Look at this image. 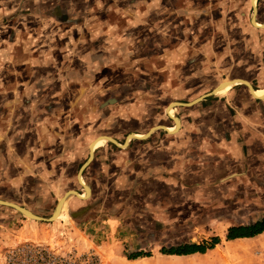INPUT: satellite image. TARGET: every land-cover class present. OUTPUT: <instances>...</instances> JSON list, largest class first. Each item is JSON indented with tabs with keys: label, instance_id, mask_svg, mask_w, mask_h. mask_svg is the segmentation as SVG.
<instances>
[{
	"label": "rangeland",
	"instance_id": "374dc122",
	"mask_svg": "<svg viewBox=\"0 0 264 264\" xmlns=\"http://www.w3.org/2000/svg\"><path fill=\"white\" fill-rule=\"evenodd\" d=\"M73 1L77 11L98 13L101 19L104 16L111 30L89 37V45L85 37L74 35L67 51L56 53L58 68H40L38 76L42 82L51 81L47 82L48 87L58 108V115L52 118L61 120L58 122L67 119L68 109L70 112L72 107H84L89 112L84 124L94 129L96 116L109 112L112 97L121 98V104L130 91L158 94L168 74L191 77V84L200 87L198 91L235 77L247 79L255 89L264 86V29L250 23L251 0ZM256 6L255 21L264 23V0H257ZM82 77L84 84L80 82ZM238 87L249 90L243 84ZM88 92L90 98L85 100ZM167 103L160 100L162 108ZM128 111L129 108H121L124 118L118 121L119 129H126V133L134 125V119L127 118ZM24 120L29 121L26 117ZM15 122L20 123L21 119ZM92 131L95 132L90 133V138L97 134L96 129ZM65 134L44 130L40 136L36 133L33 141L32 137L19 138L17 132H11L15 136L5 148L8 142L2 140L0 133V199L48 218L67 190L84 193L77 171L88 156L87 144L77 146L82 137L73 142ZM126 136L124 133L121 140ZM105 176L91 161L83 171V179L89 186L94 185V194L85 199L69 197L65 217H59L57 223L36 222L0 205V249L18 241L52 242L54 233L63 229L64 247L93 245L110 264H264V235L233 241L224 238L230 225L249 224L264 217V175L260 180L253 175L244 181L235 178L229 188L220 181L221 190L209 180L201 189L185 183L186 188L162 189L160 185L150 187L154 193L150 195L135 193L129 175H122L121 180ZM91 204L93 209L88 216H92V224L70 223L75 219L68 212ZM110 230L115 238H104L102 232ZM214 234L220 235L221 242L204 254L160 253L163 246L201 242ZM135 249L150 256L127 263L124 254Z\"/></svg>",
	"mask_w": 264,
	"mask_h": 264
},
{
	"label": "crops",
	"instance_id": "0c3cea01",
	"mask_svg": "<svg viewBox=\"0 0 264 264\" xmlns=\"http://www.w3.org/2000/svg\"><path fill=\"white\" fill-rule=\"evenodd\" d=\"M251 3L253 6V0ZM74 4L73 0H0V133L2 140L8 142L5 148L11 143V137L15 136L11 135V132H17L19 138L26 135L30 140L32 137L34 141L36 133L40 136V133L46 130L49 133L65 131L66 138L69 137L67 140L72 139L73 142L79 141L77 139L82 137L77 146H82L83 142L87 144L89 152L90 143L98 135L106 134L118 143H123L124 140L121 139L124 133L142 135L154 126L163 125L167 130L157 128L145 139L132 138L123 148L106 142L107 140L98 142V139V144H102L95 146L92 164H98L99 172L113 180H121L122 175L124 177L125 174L129 175L134 182V192L142 191L146 195L153 193L151 188L160 185L162 189L170 186L186 188L185 184L201 189L205 186L203 183L209 180L215 181V188L221 190L222 183L229 188L235 178L244 181L245 177L249 179L253 175L257 180L262 179L264 96L261 99H254L251 91L246 92L242 87H238L239 84L227 88L218 95L206 96L191 106L173 108V114L175 113L179 119V126H175L174 121L167 115L169 108L172 107L168 108L166 105L162 108L160 100H167V104L172 101L189 102L209 92L215 85L205 91L204 89L198 91L200 87L191 84L193 81L191 77L182 78L168 74L161 82L158 94L156 91L152 94L147 91L144 93L146 96L141 91H130L121 104L119 103L121 98L117 100L112 97L111 101L114 102H108L111 103L108 105L109 112L106 115L103 113V117L96 116L98 123L94 129L97 130V134L92 138L90 133L95 131L90 129V125L84 124V118L89 116L88 110L84 107L80 109L72 107L70 112L68 109L67 119L65 118L63 122L53 119L52 117L58 115L57 100L53 99L50 86L48 87L47 82L51 81L42 82L39 78L40 68L43 65L49 67L51 71L55 66L58 68L56 53L67 51V47L73 42L71 39L75 38L74 35L85 37L86 44L89 45V37L105 35L108 33L106 29L111 30L104 16H101V19L98 13L84 14L77 11ZM255 4L257 5V0ZM48 73L49 77H52V73ZM83 78L85 77H82L80 82L84 84ZM231 79H222L218 83ZM68 82L73 84L75 80ZM187 85H190V88ZM178 88L180 90L177 91ZM253 88L255 90V87ZM89 93L86 94L85 100L90 98ZM188 96H192L191 100L186 98ZM135 97L137 99L133 101ZM121 108H129L127 118L134 119V125L127 133L126 129H119L121 125L118 121L124 118L120 113ZM25 117L29 119L28 122L26 120L22 122V118ZM42 118L45 119V123H42ZM51 118L52 122L48 123ZM17 119H21V122H15ZM107 120L113 123H107ZM172 128L176 129L168 130ZM31 133H34L33 136ZM52 136L57 140V136ZM90 189L93 195L94 185H90ZM41 190L45 189L42 187ZM92 207V204L74 207L70 212L78 210L82 212L71 216L75 221L71 220L70 223L92 224L93 218L88 216ZM57 222L58 218L54 223ZM102 235L104 238L108 235L115 238L111 230L103 231ZM258 235L262 236L264 232ZM214 236L219 237L221 242L219 234H214L210 238ZM210 238L204 241H209ZM249 238L253 237L233 240ZM225 240L233 241L226 238ZM137 252L140 250L135 249L131 254ZM131 254H124L127 263L140 258L129 259Z\"/></svg>",
	"mask_w": 264,
	"mask_h": 264
},
{
	"label": "built area",
	"instance_id": "2783aa9c",
	"mask_svg": "<svg viewBox=\"0 0 264 264\" xmlns=\"http://www.w3.org/2000/svg\"><path fill=\"white\" fill-rule=\"evenodd\" d=\"M66 232L59 229L52 242L27 240L0 249V264H110L93 245L64 247Z\"/></svg>",
	"mask_w": 264,
	"mask_h": 264
},
{
	"label": "water",
	"instance_id": "95a60500",
	"mask_svg": "<svg viewBox=\"0 0 264 264\" xmlns=\"http://www.w3.org/2000/svg\"><path fill=\"white\" fill-rule=\"evenodd\" d=\"M256 15H257V7L253 6L252 7V15H251V19H250V23H251L252 26H255V24H256V21H255ZM261 27H264V23H262ZM263 57H264V54H263ZM234 81H240L239 83H242L250 91H253V86L247 79H244V78L240 79L238 77H235V78H232L229 81L220 82V83L215 84V86L209 92H207V93H205V94H203L201 96H198V97L192 99L189 102L172 101L169 104H167V107L171 106L172 108H176V107H183V106H191V105L197 103L198 101L202 100L204 97L209 96V95H213L216 88L223 86L225 83L234 82ZM254 99H260V98L259 97H255ZM167 115H168V117H170L174 121L175 126H179V119L175 115L171 116L168 113H167ZM154 127H157L159 129L167 130L166 129L167 127H165L163 125H158V126H154ZM154 127L149 129L147 132L143 133L144 134L143 138H138L133 133L128 134L125 137L123 143H118L113 137H111L109 135H106V134L98 135L97 137H105L107 139V142L114 143L115 145L123 148V147H125L127 145L128 141L130 139H132V138H138V139L147 138L154 131L153 130ZM127 139H128V141H127ZM92 144L93 143L91 142L90 145H89V152H88V156H87L86 160L81 164V166L79 167V169L77 171L78 181L81 184V186L83 187L86 197L87 196L89 197L91 195V189H90V186L88 184H86L85 182L81 183V178L83 177V171L89 165V163L93 160V157H94L95 148L91 149ZM68 195H74V196L78 197L79 196V192H77L75 189L67 190L62 196L59 197V199L55 203V206H54V209H53L51 215L48 218L40 217V216L34 214L33 212H31L30 210H28L27 208H24L23 206L18 205L17 203H14V202H11V201L0 199V205L11 207V208L19 211L21 214H23L25 216H29L31 218H34L37 221H48V222H50V221H53V218H54L55 214L59 211V208L61 207L63 201L65 200V198ZM81 212H82L81 210H78V211L70 212L69 215L74 217L76 215H79Z\"/></svg>",
	"mask_w": 264,
	"mask_h": 264
},
{
	"label": "trees",
	"instance_id": "16d2710c",
	"mask_svg": "<svg viewBox=\"0 0 264 264\" xmlns=\"http://www.w3.org/2000/svg\"><path fill=\"white\" fill-rule=\"evenodd\" d=\"M264 232V217L256 220L252 223L245 225H232L227 228L225 238L227 240H233L235 238L254 237ZM220 242L219 237L214 236L209 241L197 242H186L176 246L161 247L160 253L167 255L186 256L194 253L204 254L207 250L213 249L216 244ZM150 256L147 252H137L129 256V259H136L138 257Z\"/></svg>",
	"mask_w": 264,
	"mask_h": 264
},
{
	"label": "bare ground",
	"instance_id": "6f19581e",
	"mask_svg": "<svg viewBox=\"0 0 264 264\" xmlns=\"http://www.w3.org/2000/svg\"><path fill=\"white\" fill-rule=\"evenodd\" d=\"M255 1L256 0H253V6H256V4H255ZM257 7V6H256ZM261 25H262V23H257L256 22V24H255V27H258V28H263L264 29V27H261ZM240 79H242V78H240ZM240 81H234V82H229V83H225L223 86H221V87H218V88H216L215 89V91H214V94L215 95H218L219 93H223V91L224 90H226L227 88H229V87H231V86H233V85H236V84H242V83H239ZM254 93H255V95H254ZM251 94L253 95V97H259L260 99H261V97L262 96H264V89H259V90H257V89H255L254 90V88H253V91H251ZM257 95V96H256ZM169 107H171V106H168V108ZM169 112H170V114L172 115V116H174V114H173V109L172 108H170L169 109ZM157 127H154L153 128V130H155ZM176 128H172V130L171 129H168L169 131H174ZM152 130V131H153ZM138 138H143L144 137V134H142V135H137V134H135ZM99 139V140H98ZM129 139V138H128ZM128 139H127V141H128ZM97 140H98V142H100V140H107L105 137H96L93 141H92V147H91V149H94L95 148V146L98 144V142H97ZM102 143H100V144H98V145H101ZM97 145V146H98ZM77 180H78V178H77ZM79 182V181H78ZM84 183V180H83V177L81 178V183ZM71 196H74V195H68L66 198H65V200L63 201V203H62V205H61V207L59 208V211L55 214V216H54V218H53V220H55L56 218H61V217H65V209H66V207H65V203H66V201H67V199L69 198V197H71ZM88 197V196H87ZM86 197V195H85V193L84 194H81V193H79V196H78V198H80V199H85V198H87ZM27 217H29V216H27ZM29 218H31V217H29ZM31 219H34V218H31ZM18 242H22V241H18ZM18 242H16V243H18Z\"/></svg>",
	"mask_w": 264,
	"mask_h": 264
}]
</instances>
